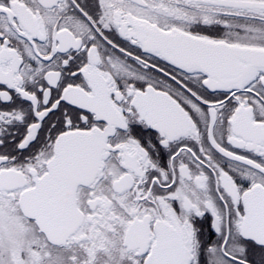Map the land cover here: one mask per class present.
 <instances>
[{
    "label": "snow or ice",
    "instance_id": "snow-or-ice-1",
    "mask_svg": "<svg viewBox=\"0 0 264 264\" xmlns=\"http://www.w3.org/2000/svg\"><path fill=\"white\" fill-rule=\"evenodd\" d=\"M0 264H264V0H0Z\"/></svg>",
    "mask_w": 264,
    "mask_h": 264
}]
</instances>
